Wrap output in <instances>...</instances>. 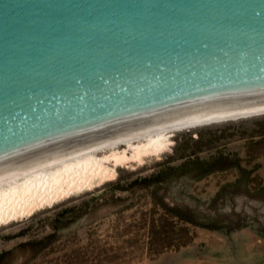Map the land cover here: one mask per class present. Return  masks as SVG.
I'll use <instances>...</instances> for the list:
<instances>
[{
  "label": "water",
  "instance_id": "water-1",
  "mask_svg": "<svg viewBox=\"0 0 264 264\" xmlns=\"http://www.w3.org/2000/svg\"><path fill=\"white\" fill-rule=\"evenodd\" d=\"M264 112V0H0V184Z\"/></svg>",
  "mask_w": 264,
  "mask_h": 264
},
{
  "label": "rangeland",
  "instance_id": "rangeland-1",
  "mask_svg": "<svg viewBox=\"0 0 264 264\" xmlns=\"http://www.w3.org/2000/svg\"><path fill=\"white\" fill-rule=\"evenodd\" d=\"M170 141L0 227V264H264V114Z\"/></svg>",
  "mask_w": 264,
  "mask_h": 264
},
{
  "label": "bare ground",
  "instance_id": "bare-ground-1",
  "mask_svg": "<svg viewBox=\"0 0 264 264\" xmlns=\"http://www.w3.org/2000/svg\"><path fill=\"white\" fill-rule=\"evenodd\" d=\"M262 113L233 117L182 128L167 130L125 141L75 157L17 177L0 184V227L33 214L39 209L90 188L94 182L104 183L114 178V169L125 162L136 163L148 156L165 152L170 138L177 130L196 128L217 122L262 115ZM120 147H124L122 150Z\"/></svg>",
  "mask_w": 264,
  "mask_h": 264
}]
</instances>
